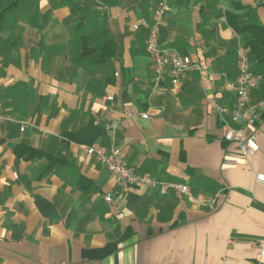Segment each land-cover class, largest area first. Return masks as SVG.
<instances>
[{
  "label": "crops",
  "instance_id": "crops-1",
  "mask_svg": "<svg viewBox=\"0 0 264 264\" xmlns=\"http://www.w3.org/2000/svg\"><path fill=\"white\" fill-rule=\"evenodd\" d=\"M67 1L0 0V264H264V185L255 179L264 173V108L254 121L232 119L242 41L226 18L264 25V0H169L160 46L202 70L160 86L149 29L133 25L151 23L161 0H88L97 13L80 29ZM105 17L121 51L94 61L81 34ZM103 41L95 37L97 48ZM255 67L249 105L264 101V65ZM131 105L149 118H127ZM91 118L118 122L94 144L120 147L153 184L125 185L67 137ZM229 126L255 134L258 152L241 154L224 138ZM22 141L42 155H17ZM173 182L189 192L165 191Z\"/></svg>",
  "mask_w": 264,
  "mask_h": 264
},
{
  "label": "built area",
  "instance_id": "built-area-1",
  "mask_svg": "<svg viewBox=\"0 0 264 264\" xmlns=\"http://www.w3.org/2000/svg\"><path fill=\"white\" fill-rule=\"evenodd\" d=\"M169 9V0H161L152 12L153 21L148 23L142 19L134 23L133 27L138 29L140 26H146L149 29L146 46L149 52L153 68L155 71V83L160 86L168 77L173 84H179L182 78L192 69L202 70L200 64L194 63L189 54L183 53L174 47H161L159 38L161 34L162 24ZM238 74L235 82L230 86L236 93L235 104L232 109V119L234 122L245 118L249 121L257 119V112L264 108V101H259L254 105H249V96L251 90L255 88L260 77L252 70L250 63L249 51L243 43L238 47ZM225 108L218 107V113L222 115ZM124 115L127 118L133 119L137 116L149 118V113L139 110L135 106H129L125 109ZM108 131L115 133L118 128V122L106 123ZM24 127H22V130ZM224 138L229 142H237L240 146L241 154L245 156L253 155L260 149V144L255 134H247L244 128H234L229 126L224 134ZM86 153L94 157L99 162L103 163L109 172L121 180L125 185L140 184L151 185L155 181L152 177L145 173H138L136 170L128 166L122 160V149L117 146L104 145H86ZM238 157H235L230 163H237ZM256 182L264 185V173L256 174ZM164 190L174 188L181 193L187 194L189 187L186 184L173 182L163 183ZM121 195L117 196V200ZM108 201H113L111 194L106 195ZM262 248L260 250L261 258H264V241H262Z\"/></svg>",
  "mask_w": 264,
  "mask_h": 264
},
{
  "label": "trees",
  "instance_id": "trees-1",
  "mask_svg": "<svg viewBox=\"0 0 264 264\" xmlns=\"http://www.w3.org/2000/svg\"><path fill=\"white\" fill-rule=\"evenodd\" d=\"M59 3L68 5L67 0H59ZM69 4H71L69 5L70 15L78 17L76 24L79 29L83 25L87 27L88 22L90 21L91 23L93 14L97 13L94 8H87L88 6L86 4H88V0L84 2L80 0H69ZM226 18L228 24L238 33V35H240L242 43L248 48L252 70H254V72L257 71L255 64L261 66L264 65V25L245 22L242 14L236 15L232 11L226 12ZM105 20H107L106 17L99 21L97 19L92 25L91 30H86L85 33L81 34V39L84 41L83 45L85 44V47H87V50L84 51L83 55H89V58L94 59V61H99V59L102 61L112 59L114 56L120 54L121 51V47H119L116 39L112 37L109 29L106 27ZM95 31H99L96 36L94 34ZM95 37H102L104 39L103 43L98 48L95 43ZM261 70L262 73H264V69ZM257 75L259 76V74ZM93 123L94 120L91 118L89 123L85 126V130H83L81 136H77L73 133H66L67 137L79 143H85L88 145L94 144L97 137L105 135L107 128L104 124L94 125ZM90 128H93V132L91 131L89 133ZM14 151L17 155L24 158L42 155L39 148H35L24 141L17 143L14 147Z\"/></svg>",
  "mask_w": 264,
  "mask_h": 264
},
{
  "label": "rangeland",
  "instance_id": "rangeland-1",
  "mask_svg": "<svg viewBox=\"0 0 264 264\" xmlns=\"http://www.w3.org/2000/svg\"><path fill=\"white\" fill-rule=\"evenodd\" d=\"M146 51H147V54H149L148 50H146Z\"/></svg>",
  "mask_w": 264,
  "mask_h": 264
}]
</instances>
